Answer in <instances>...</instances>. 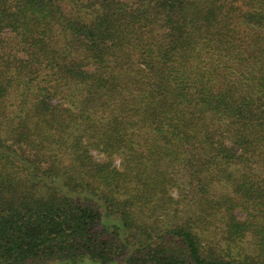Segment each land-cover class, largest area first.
<instances>
[{
	"label": "trees",
	"instance_id": "16d2710c",
	"mask_svg": "<svg viewBox=\"0 0 264 264\" xmlns=\"http://www.w3.org/2000/svg\"><path fill=\"white\" fill-rule=\"evenodd\" d=\"M0 264H264V0H0Z\"/></svg>",
	"mask_w": 264,
	"mask_h": 264
}]
</instances>
